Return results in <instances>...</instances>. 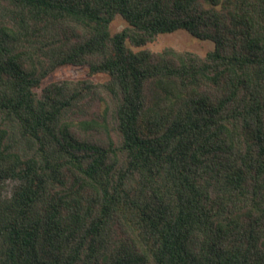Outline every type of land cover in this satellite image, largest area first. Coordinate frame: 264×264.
<instances>
[{"label": "trees", "instance_id": "1", "mask_svg": "<svg viewBox=\"0 0 264 264\" xmlns=\"http://www.w3.org/2000/svg\"><path fill=\"white\" fill-rule=\"evenodd\" d=\"M0 264H264V0H0Z\"/></svg>", "mask_w": 264, "mask_h": 264}, {"label": "rangeland", "instance_id": "2", "mask_svg": "<svg viewBox=\"0 0 264 264\" xmlns=\"http://www.w3.org/2000/svg\"><path fill=\"white\" fill-rule=\"evenodd\" d=\"M126 26V23L120 16H116L111 24V32L116 33L122 30ZM174 48L179 51H189L200 56H204L207 52L214 49V44L211 41L198 40L183 30L176 31L172 34L160 35L156 40L143 49L151 52H159L164 48ZM89 78L93 82H104L107 80L105 75H96L89 77L87 67H73L63 66L51 73L41 84V88L44 86L62 81V80H82ZM40 89L37 91L39 92Z\"/></svg>", "mask_w": 264, "mask_h": 264}]
</instances>
